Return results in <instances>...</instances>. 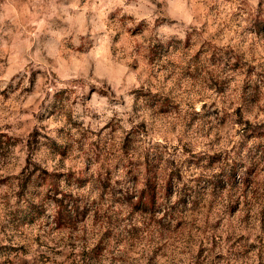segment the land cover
I'll return each instance as SVG.
<instances>
[{"label": "clouds", "instance_id": "obj_1", "mask_svg": "<svg viewBox=\"0 0 264 264\" xmlns=\"http://www.w3.org/2000/svg\"><path fill=\"white\" fill-rule=\"evenodd\" d=\"M210 37L214 56L205 44ZM198 52L202 70L220 88L205 74L193 91L191 76L180 75L177 53L189 61ZM233 53L250 70L234 69ZM257 95L264 97V0H0V134L12 141L0 155V245L26 249L17 264H70L69 254L76 264H260L264 228L257 216L264 200L250 191L247 223L235 206L224 208L220 219L234 213L237 223L221 229L231 242L214 248L201 243L207 225L193 200L195 192L211 206L225 184L235 188L249 179L256 156L248 139L252 130L236 123L233 113L242 109L253 127L264 123L253 103ZM180 140L196 161L185 156ZM93 143L100 149L114 145L118 156L126 145L136 161L147 158L159 169L161 179L174 161L184 177L169 179L167 201L156 211L161 223L152 235L142 232L140 241L123 245L104 235L109 247L100 253L94 251L99 227L87 241L80 238L83 232L70 240L67 232L41 228L44 219L55 218L56 200L70 212L77 199L84 223L103 206L113 217L112 231L127 236L132 221L122 217L123 203L104 194ZM222 156L232 161L224 174L198 172L200 160L208 157L211 165ZM120 159L119 168L112 161L113 177L121 181L118 192H128L134 185L127 160ZM45 172L56 176L58 194L46 196ZM178 209L187 221H200L190 236L170 235ZM238 240L247 247L233 249ZM6 261L0 255V264Z\"/></svg>", "mask_w": 264, "mask_h": 264}, {"label": "rangeland", "instance_id": "obj_2", "mask_svg": "<svg viewBox=\"0 0 264 264\" xmlns=\"http://www.w3.org/2000/svg\"><path fill=\"white\" fill-rule=\"evenodd\" d=\"M205 44L209 49V55L214 56L217 51V48L214 45V38L210 37L205 41ZM201 55L202 53L198 52L192 60L186 61L184 56L177 53L176 66L181 69L180 75L191 76L189 84L193 91H195V89L202 83L201 77H204L205 74L211 79L213 84L220 88L221 83L216 77L206 69L202 70V65L200 63ZM233 56L236 61L232 66L234 69L238 71L250 70L251 66L241 63L238 55L233 53ZM193 61H195V64H193ZM197 73H199V75H197ZM246 88L247 85H245V89ZM253 103L258 106L259 114L264 115V97L257 95L253 98ZM233 114L236 117V123L245 125L246 130H252V134L248 139L254 142L256 156L253 158L254 168L249 179L235 188L230 183L225 184L221 192L220 200L214 202L211 206L205 205L198 199L197 194L193 192L195 206L197 209L201 210L205 216L204 223L207 225V231L202 233L203 240L201 243L209 242L212 244L213 248L220 241L231 242V236L221 235V229L227 230L229 227H235L237 223L234 219V213L226 216L223 221L220 219L221 216L224 215V208L235 206L237 210L242 213L241 222L247 223L250 219V215L247 212H244V209L249 206L248 197L250 191L257 201L264 200V131H262V129H264V123L257 127H253L251 121L245 118L243 110L239 108H236ZM227 115L228 113L226 112L224 117L225 120L227 119ZM11 143V138H8L6 134H0V155H6V147L11 145ZM179 143L183 148L185 156L196 161L197 155L192 148H190L183 140H180ZM91 149L95 153L97 163L100 164V174L98 179L104 194L114 197L118 203H123L124 208L122 217L124 219H131L132 221L130 226L125 227L127 236L121 239L119 234L112 231L114 223L113 217L109 212L104 210L103 206L96 209L94 217L87 224L84 223V221L78 216L80 201L77 199H72L70 212L67 210V206L64 204L63 200H56V204L59 207L54 211L55 218L48 217L47 219H44L41 223V228L50 229L55 232H67L70 240L72 238V233L83 232L84 235L80 238L87 241L89 234L93 236L97 235L95 230L99 227L103 231L102 234H100L99 243L94 249L96 253L108 250L109 246L104 245L103 243L104 235H107L110 241H115L121 245L125 243V240L133 244L140 241L142 232H147L149 235H152L153 230L159 227L161 223L156 216V211L167 201L169 179L173 177L180 180L184 179V177L180 176L175 162H168L170 167L167 170V177L161 179L159 169L154 171L152 164L147 158L143 160L142 164L136 161L126 145L122 146L120 149L119 156L117 155L114 145H105L103 149H100L98 145L93 143ZM120 157L127 160V164L124 165L126 175L131 177V182L134 185V189H131L128 192H124L123 190H119L118 192V186L121 184V181L118 179L114 180L113 177L112 161L114 159L117 160L118 163L116 164V168H119V164L123 163V160H121ZM209 159L210 158L206 157L198 162V172L208 171L211 168L214 170V175L218 177L224 174L232 163L227 156L220 157L211 165L209 164ZM161 163H163V155H161ZM141 168L143 169L142 172L140 171ZM25 172H27V169H25ZM21 175L24 174L22 173ZM42 175L44 176L43 186L47 188L46 196L48 193L55 192L58 194L56 176L49 175L46 172ZM30 176L31 173H29L21 183H26ZM2 183H4V181L0 180V184ZM185 188L187 189V185H185ZM187 190L192 191V189ZM183 211V209L175 210V214L171 217L169 227L172 228L174 225V232H170V235L174 234L176 238H179L181 234L190 236L193 231L197 230L200 224L199 220L191 222L187 221L183 215ZM73 213H76L77 215H73ZM9 216L14 217L15 213H9ZM26 219L28 218L26 217ZM257 220L261 228H264V210L259 212ZM49 221H51V223H49ZM53 224L55 225L54 228L52 227ZM16 230L21 233L22 238H25L24 233L21 232L20 226H16ZM36 242H40L39 237L36 238ZM261 243L264 244V241H261ZM241 244L247 247L246 241L238 240L232 244V248L236 249L237 245ZM252 247H258V245H252ZM25 251L26 249L23 246L19 248H9L5 245H0V255L7 257L6 264H17L18 254ZM10 254H17V258L14 259ZM87 255V253L84 254L85 258ZM200 255H203L202 250ZM259 259L260 264H264V248H261ZM67 260L70 264H76L71 254L68 255ZM19 264H24V262L20 261Z\"/></svg>", "mask_w": 264, "mask_h": 264}]
</instances>
